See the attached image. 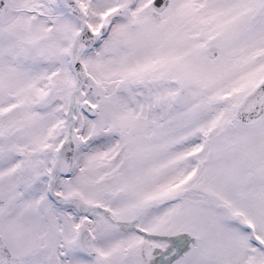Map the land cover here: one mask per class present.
Masks as SVG:
<instances>
[{"label": "snow or ice", "instance_id": "1", "mask_svg": "<svg viewBox=\"0 0 264 264\" xmlns=\"http://www.w3.org/2000/svg\"><path fill=\"white\" fill-rule=\"evenodd\" d=\"M0 264H264V0H0Z\"/></svg>", "mask_w": 264, "mask_h": 264}]
</instances>
